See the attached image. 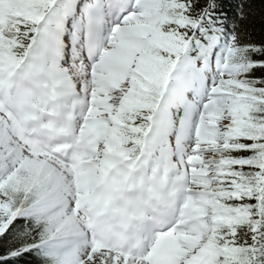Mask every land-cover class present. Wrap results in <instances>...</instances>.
<instances>
[{
  "label": "snow or ice",
  "instance_id": "snow-or-ice-1",
  "mask_svg": "<svg viewBox=\"0 0 264 264\" xmlns=\"http://www.w3.org/2000/svg\"><path fill=\"white\" fill-rule=\"evenodd\" d=\"M0 264H264V0H0Z\"/></svg>",
  "mask_w": 264,
  "mask_h": 264
}]
</instances>
